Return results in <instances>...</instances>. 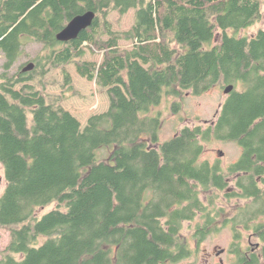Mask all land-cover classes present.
Here are the masks:
<instances>
[{
	"label": "trees",
	"instance_id": "trees-1",
	"mask_svg": "<svg viewBox=\"0 0 264 264\" xmlns=\"http://www.w3.org/2000/svg\"><path fill=\"white\" fill-rule=\"evenodd\" d=\"M130 9L133 28L113 30L109 14ZM89 10L96 17L78 38L57 39ZM261 16L262 0H0V161L7 180L0 228L11 235L0 264H171L193 252L191 239L199 245L222 226L233 230L235 264H264V220L256 222L264 218V26L237 35ZM25 38L48 51L32 59L33 70L23 71L28 62L11 73ZM120 40L133 48L121 49ZM86 47L103 51L102 63L84 60ZM136 60L149 65L150 81L140 97L131 93L129 108L116 98L84 130L53 136L64 111L62 97L44 92L49 67H62L72 91L68 64L108 87L124 75L131 83ZM27 79L36 83L25 88V100L11 88ZM230 84L217 121L185 125L161 141L163 113L152 112L165 97ZM181 105L173 101L175 111ZM212 140L237 142L240 158L226 169L220 160H202ZM231 182L236 189L229 192ZM223 193L245 201L233 217H224ZM187 221L194 222L191 238L183 233ZM245 230L260 242L253 252L242 247Z\"/></svg>",
	"mask_w": 264,
	"mask_h": 264
},
{
	"label": "rangeland",
	"instance_id": "rangeland-1",
	"mask_svg": "<svg viewBox=\"0 0 264 264\" xmlns=\"http://www.w3.org/2000/svg\"><path fill=\"white\" fill-rule=\"evenodd\" d=\"M108 19L112 22L113 30L115 31L131 30L135 22V9H130L124 15H121L118 11H112ZM263 26L264 0H262V16L260 20L251 27L238 31L237 35L239 33L240 35H252ZM232 32L236 33L235 31ZM220 36V34L217 36L216 41H219ZM105 38L108 37L106 36ZM119 45L121 49H132L134 43L130 40H120ZM47 51L48 49L42 43L25 38L23 53L10 72L16 73L28 62L34 61L32 60L34 57L44 54ZM103 57V51H93L86 47V55L83 59L102 63ZM4 61L5 57L0 53V64ZM133 64L135 71L131 83L127 81V76L124 75L114 85L108 87L99 86L95 80H89L80 76L76 65L74 63L68 64L66 68L72 76V91L68 89L70 85H64L65 75L62 67H49L50 71L43 79V83L46 84L44 92L50 96L62 97L59 105L63 107L64 111V122L52 130L53 136L59 140L63 139L70 131L80 132L84 130L90 124L91 116L107 111L115 104L116 98H118L119 104L122 107L129 108L132 105L131 93L140 97L143 93V87L150 81L147 75L149 65L143 64L140 60H136ZM0 72H2V69ZM35 83L33 79L23 80L12 87L11 92L27 100L30 97L25 94V88ZM129 86L131 91L129 90ZM37 97L41 100L43 99L41 94H38ZM226 98L227 94L224 92V88L219 85L200 95H195L191 91H187L183 98L180 99L165 97L162 104L156 106L154 109L155 112H152L153 115L157 113L156 111H162L163 113V123L160 133L161 141L173 137L185 125L194 126L201 124L203 127H207V125L213 124L217 121ZM174 100H179L182 104L181 109L178 111L173 109ZM205 145L206 150L202 160L207 159L212 163L220 160L223 169H226L231 163L237 161L242 153L241 146L235 141L225 142L212 140ZM6 186L5 169L0 161V197L3 195ZM228 189L229 192L232 190L235 191V184L231 182ZM223 196L225 200L222 197L219 200L225 204L223 205L219 201V205L225 207V218L233 217L236 214L234 210L240 205L245 204V201L238 196L230 197L225 193H223ZM53 206L50 205L44 212L49 211ZM263 220L264 218L261 217L256 222L259 223ZM219 223H222V221ZM193 227L194 222H185L183 227L184 235L191 238ZM241 227L243 226L239 225V228ZM250 233L251 231L248 230L243 231V239L241 240L242 247L253 248L259 241L256 236L250 238ZM232 234L233 230L230 226H222L220 231L211 233L199 245L195 239H191L190 247L193 252L182 260L171 264H220V260L222 259L224 264H235L238 255L234 249H231L235 241ZM10 239V231L5 228H0V260L2 258V252L10 243Z\"/></svg>",
	"mask_w": 264,
	"mask_h": 264
},
{
	"label": "water",
	"instance_id": "water-1",
	"mask_svg": "<svg viewBox=\"0 0 264 264\" xmlns=\"http://www.w3.org/2000/svg\"><path fill=\"white\" fill-rule=\"evenodd\" d=\"M95 17L96 12L93 10H89L83 14L76 15L68 22L65 28L58 33L57 39L63 42H67L78 38V36L83 30L87 29L93 24ZM34 67L35 62L31 61L28 65L23 68V71L27 72L33 70ZM233 88L234 86L232 84L227 85L224 89V92L226 94H229L233 90Z\"/></svg>",
	"mask_w": 264,
	"mask_h": 264
},
{
	"label": "flooded vegetation",
	"instance_id": "flooded-vegetation-1",
	"mask_svg": "<svg viewBox=\"0 0 264 264\" xmlns=\"http://www.w3.org/2000/svg\"><path fill=\"white\" fill-rule=\"evenodd\" d=\"M234 183V182H233ZM256 233L254 232L253 234L252 233H250V238H253V235H255ZM252 235V236H251ZM260 242H258V243H256V246L254 247V248H252V252L254 251V250H257V247H258V244H259ZM259 248V247H258ZM247 253H249V252H247ZM237 261H238V259H237ZM237 261H235V263L237 262ZM220 264H224V261H223V259L222 260H220Z\"/></svg>",
	"mask_w": 264,
	"mask_h": 264
},
{
	"label": "bare ground",
	"instance_id": "bare-ground-1",
	"mask_svg": "<svg viewBox=\"0 0 264 264\" xmlns=\"http://www.w3.org/2000/svg\"><path fill=\"white\" fill-rule=\"evenodd\" d=\"M64 28H65V27H64ZM64 28H63V29H64ZM57 35H58V34H57ZM59 41H60V40H59ZM62 42H63V41H62ZM67 42H68V41H67Z\"/></svg>",
	"mask_w": 264,
	"mask_h": 264
}]
</instances>
